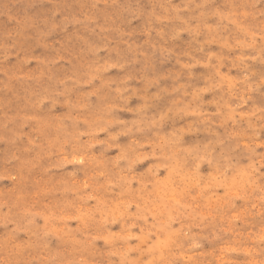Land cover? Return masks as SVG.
Here are the masks:
<instances>
[{"label":"rangeland","instance_id":"rangeland-1","mask_svg":"<svg viewBox=\"0 0 264 264\" xmlns=\"http://www.w3.org/2000/svg\"><path fill=\"white\" fill-rule=\"evenodd\" d=\"M0 264H264V0H0Z\"/></svg>","mask_w":264,"mask_h":264}]
</instances>
